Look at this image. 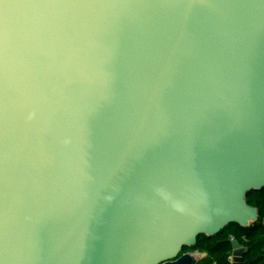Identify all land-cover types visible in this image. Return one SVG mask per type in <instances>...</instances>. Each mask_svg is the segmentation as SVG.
<instances>
[{
  "label": "water",
  "instance_id": "obj_1",
  "mask_svg": "<svg viewBox=\"0 0 264 264\" xmlns=\"http://www.w3.org/2000/svg\"><path fill=\"white\" fill-rule=\"evenodd\" d=\"M262 188L264 0H0V264H198Z\"/></svg>",
  "mask_w": 264,
  "mask_h": 264
},
{
  "label": "trees",
  "instance_id": "obj_2",
  "mask_svg": "<svg viewBox=\"0 0 264 264\" xmlns=\"http://www.w3.org/2000/svg\"><path fill=\"white\" fill-rule=\"evenodd\" d=\"M245 199L257 209V221L247 227L230 223L213 236H199L194 248L205 253L199 264H229L232 238L245 248V260L264 264V188L247 194Z\"/></svg>",
  "mask_w": 264,
  "mask_h": 264
},
{
  "label": "rangeland",
  "instance_id": "obj_3",
  "mask_svg": "<svg viewBox=\"0 0 264 264\" xmlns=\"http://www.w3.org/2000/svg\"><path fill=\"white\" fill-rule=\"evenodd\" d=\"M200 252V251H198L196 248H194V245L193 246H190V247H182L180 250H179V252H178V254L180 255V254H182V253H185V252ZM203 252H200V256H199V258H198V264L200 263V261H201V259L203 258Z\"/></svg>",
  "mask_w": 264,
  "mask_h": 264
},
{
  "label": "crops",
  "instance_id": "obj_4",
  "mask_svg": "<svg viewBox=\"0 0 264 264\" xmlns=\"http://www.w3.org/2000/svg\"><path fill=\"white\" fill-rule=\"evenodd\" d=\"M257 218H258V215H257ZM257 218H256V220H255L254 222H256V221H257ZM254 222H253V223H254ZM202 255L204 256V255H205V253H203ZM229 260H230V259H229Z\"/></svg>",
  "mask_w": 264,
  "mask_h": 264
},
{
  "label": "bare ground",
  "instance_id": "obj_5",
  "mask_svg": "<svg viewBox=\"0 0 264 264\" xmlns=\"http://www.w3.org/2000/svg\"><path fill=\"white\" fill-rule=\"evenodd\" d=\"M161 264H163V263H161Z\"/></svg>",
  "mask_w": 264,
  "mask_h": 264
}]
</instances>
